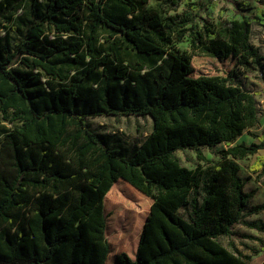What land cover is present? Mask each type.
<instances>
[{
	"label": "trees",
	"instance_id": "1",
	"mask_svg": "<svg viewBox=\"0 0 264 264\" xmlns=\"http://www.w3.org/2000/svg\"><path fill=\"white\" fill-rule=\"evenodd\" d=\"M212 1L185 0L207 12L200 24L173 13L183 0H0V264H252L221 237L239 223L264 232L245 219L264 202L250 205L237 162L264 149V134L233 144L259 124L236 67L261 63L264 0L255 13L230 0L218 23ZM186 36L191 52L174 47ZM197 54L236 67L195 75ZM98 116H150L152 130L126 152L90 127ZM221 143L214 166L175 156L207 160L202 147ZM250 170L264 175V154ZM135 195L152 200L146 219L111 234V210Z\"/></svg>",
	"mask_w": 264,
	"mask_h": 264
},
{
	"label": "rangeland",
	"instance_id": "2",
	"mask_svg": "<svg viewBox=\"0 0 264 264\" xmlns=\"http://www.w3.org/2000/svg\"><path fill=\"white\" fill-rule=\"evenodd\" d=\"M26 0H24L25 2ZM199 3H207L209 0H191ZM254 9L250 13H255L256 8L260 5L255 0H249ZM215 11L210 21L218 23L221 17L229 16L230 11L234 9V5L230 0H213ZM150 9L161 10V0H150L146 6ZM173 13H179L184 16L196 17L197 22L201 19L197 17H208L206 11L198 14L197 10L191 9L183 0L181 7ZM201 24V23H200ZM252 42L258 49V55L262 57L261 63L253 68H246L244 66H237L232 61H217L216 59L197 54L193 58V65L195 75L199 74H224L233 67L237 68L239 78L243 81L245 88L256 93L258 107H259V124L255 127L246 130L239 136L233 144L245 142L250 144L254 141L258 142L255 134H264V75L261 74L264 67V26L254 24ZM174 47L180 51L191 52V38L186 36L182 41H175ZM90 127L108 139L114 146L123 151L130 152L135 145H140L152 130L153 119L148 116H98L89 119ZM225 143H221L212 150L208 147H202L203 154L207 160H202L198 157L195 150L180 149L175 152V156L180 160L183 166L194 169L198 166L209 167L217 165L221 162L218 151L226 148ZM264 154V149L259 150L254 155L247 156L243 159H237L241 166V175L247 178L248 191L255 188H260L262 196L258 199L254 198L252 203L262 202L264 200V175L252 172L250 167L255 163L259 155ZM263 184V185H262ZM136 196V197H135ZM132 201L125 200L121 207L111 210L109 214V232L111 234L119 231L127 234L132 231H137L142 225L148 214L152 200L147 197H139L135 195ZM140 211V220L135 216V212ZM135 214V215H134ZM138 220H137V219ZM246 220H264V213H250L246 216ZM140 223V226L135 227ZM252 235L253 238L247 237ZM221 241L228 247L238 251L244 255H249L252 264H264V232L256 230L239 223L235 225L234 234L230 237H221ZM135 240H128L125 242V249L130 252L135 248Z\"/></svg>",
	"mask_w": 264,
	"mask_h": 264
},
{
	"label": "crops",
	"instance_id": "3",
	"mask_svg": "<svg viewBox=\"0 0 264 264\" xmlns=\"http://www.w3.org/2000/svg\"><path fill=\"white\" fill-rule=\"evenodd\" d=\"M259 173V172H258ZM247 183H248V181H247V178H246V185H245V189H246V187H247ZM263 185V184H262ZM264 186V185H263ZM247 190V189H246ZM253 190H255V193L253 194V196H252V198L250 199V205L251 206H253V205H256V203H252V201H253V199L254 198H256V199H258V198H260L261 196H262V192H261V190H260V188H255V189H253ZM253 190H251V191H253ZM248 191V190H247ZM251 191H249V192H251ZM262 202H264V200L262 201ZM262 202H260V203H262ZM257 204H259V202H257ZM260 213H264V211H262V212H260ZM258 214V213H257ZM263 222H264V220H262ZM253 229H255V228H253ZM257 230V229H256ZM259 231V230H258ZM262 232V231H261Z\"/></svg>",
	"mask_w": 264,
	"mask_h": 264
},
{
	"label": "built area",
	"instance_id": "4",
	"mask_svg": "<svg viewBox=\"0 0 264 264\" xmlns=\"http://www.w3.org/2000/svg\"><path fill=\"white\" fill-rule=\"evenodd\" d=\"M263 75V73H261Z\"/></svg>",
	"mask_w": 264,
	"mask_h": 264
}]
</instances>
